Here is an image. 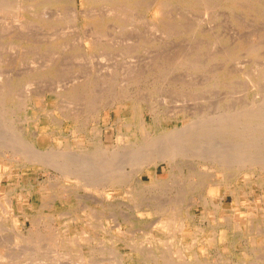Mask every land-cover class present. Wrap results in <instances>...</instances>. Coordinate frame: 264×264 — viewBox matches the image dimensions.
<instances>
[{"label": "rangeland", "instance_id": "374dc122", "mask_svg": "<svg viewBox=\"0 0 264 264\" xmlns=\"http://www.w3.org/2000/svg\"><path fill=\"white\" fill-rule=\"evenodd\" d=\"M166 1L21 0L25 4L30 3L28 4L30 12H25L27 17L22 12L18 14L16 10H0V123H5L4 126L1 125L0 132L7 130V133H2L3 135L12 132L7 137L17 132L30 146L44 151L57 152L59 150L75 153L76 150L78 153H87L88 157L95 160L91 159V161L96 162L98 157L91 148L100 132L104 138L103 149H107L103 156L109 154L113 157L119 153V158L123 159V156L125 158L127 154L138 151L137 146V149H141L142 145H148L146 142L148 140L144 138L145 133L134 122L136 105L143 108L146 134L149 133L152 140L155 139L157 143L169 138L178 130L184 131L188 125L193 126L191 124H194L195 126L200 121L207 123L221 117H233V114H236V117L238 115L240 118H237L243 121L241 116L246 111L255 106L264 107V0H245L246 2L244 0ZM14 2L16 0H11V3ZM87 44H90V47ZM40 64H43L42 67ZM158 78H160L159 81ZM126 79L130 81L127 82ZM257 80L259 82H256ZM123 84L128 87H124ZM107 85L108 88H106ZM112 85L119 88L113 89ZM70 87H77L78 90L69 91ZM8 88H11L13 92L7 94V97L2 96ZM33 92L36 93L33 94ZM138 95L141 96L138 97ZM108 99L111 103L113 102L112 105L106 103ZM90 100L94 102H92L94 105H90ZM66 101H68L67 104ZM100 101L107 105L103 106ZM96 103L101 106L97 105V109L96 107L91 109ZM78 105H81L80 109ZM63 112L66 113L65 117ZM78 112L81 115H78ZM71 115L74 116L71 117ZM252 121L251 125L249 123L248 125L253 127L255 131L253 135H249L241 123L242 125H238L236 129L239 135L232 133L234 130L228 131L229 133L220 130L206 133L191 143L187 142L188 139H184L185 148L187 147L188 150L186 149L187 152L184 151L177 156L178 166L165 162L160 163L157 177L150 167H146L138 180L134 174L130 173L132 171L130 168L134 167L133 158L124 165L125 163L120 164V159L114 156L119 160L113 157L114 163L118 162L113 164V167L122 168L112 173L97 172L96 182L94 181L96 188L94 186L91 188L93 191L83 187L86 183H83L82 179L76 177H73V180L72 178L71 180L65 179L53 166L35 162L19 164L18 161L10 160L7 158L10 154L5 151L2 154L1 151L5 147H1L0 161L3 160L2 163L6 164V167L0 168L1 185L4 184L3 190L0 189V202L2 203L0 205L2 207H0L2 216H0V264H264L263 170L258 169L257 166L252 169L249 167L242 169L245 163L240 164L238 169L229 168L221 172L212 162H207L206 165H209L205 167V162L199 157L198 151L208 152L216 145V150L223 152L224 150L229 151V146L232 147L233 144L244 147L253 144L244 151L239 149V155L244 156V153L248 154L250 151L249 154L253 157L255 155L254 158L259 156L258 159L262 160L264 157V143L262 144V141L264 142V119L256 118ZM11 123L14 125L12 126ZM179 125L183 128L182 130ZM117 135H120L119 139L116 138ZM214 140L218 141L215 143ZM219 141L220 144L223 142L224 146L218 144ZM132 150L134 152H130ZM78 153L75 154L78 155ZM236 159L238 160L239 157ZM75 160L72 159L73 165H77L78 160L76 163ZM238 162L241 161L233 163ZM179 165L184 166L183 173L178 170ZM190 167L192 174L189 172ZM122 171L126 175L122 186L113 189L108 184L106 185L104 179L107 176ZM236 172L239 174L234 175ZM213 173L218 174L216 177L219 181L215 185H212L214 180H211L210 175ZM85 178L92 181L91 175ZM73 183L75 185H72ZM177 183L180 185L178 186ZM164 187L171 188L165 189ZM66 190L73 192L74 201L68 200ZM94 190L95 192L101 191V197L97 195L99 191L96 194ZM102 191L106 194L110 192L108 202H105L107 196ZM207 191L216 196L215 198L221 199V209H214L210 198L204 196ZM91 194L102 202L93 198ZM91 201L96 204H92ZM103 202L106 204L101 206ZM87 203L90 206H87ZM224 213L229 215L230 221L224 218ZM235 214H242L238 217L241 220L252 221H249V225L243 222L240 229L233 230L230 223L231 218L236 216ZM166 218L168 219L166 225L162 224V220L165 222ZM175 221L177 225L174 226ZM166 239L169 240L166 241ZM176 250H178V255L175 254Z\"/></svg>", "mask_w": 264, "mask_h": 264}, {"label": "bare ground", "instance_id": "6f19581e", "mask_svg": "<svg viewBox=\"0 0 264 264\" xmlns=\"http://www.w3.org/2000/svg\"><path fill=\"white\" fill-rule=\"evenodd\" d=\"M30 1H32V0H30ZM92 1V0H91ZM115 1H118V0H115ZM122 1V0H121ZM163 1V0H162ZM168 1V0H167ZM166 1V2H167ZM178 1V0H177ZM183 1V0H182ZM185 1H187V0H185ZM193 1H195V0H193ZM222 1V0H221ZM231 1V0H230ZM238 1V0H237ZM242 1V0H241ZM245 1V0H244ZM29 2V1H28ZM38 2H40V1H38ZM110 2V1H109ZM128 3H129V1H127ZM223 2V1H222ZM233 2H235V1H233ZM246 2V1H245ZM262 2V1H261ZM191 3H194V2H191ZM190 3V4H191ZM202 3V1L200 2V4ZM221 3V2H220ZM239 3V2H238ZM238 3H236V4H238ZM28 4H30V3H27V4H25L24 2H21V0H16V2H14V3H11V0H0V10L1 11H10V10H16V11H18V14L19 13H23V15H25L26 17H27V15H26V13L25 12H27L29 9H28ZM32 4V3H31ZM159 4V3H158ZM183 4V3H182ZM186 4V3H185ZM199 4V3H198ZM229 4V3H228ZM228 4H225V5H228ZM242 4V3H241ZM251 4V3H250ZM218 5V4H217ZM231 5V4H230ZM253 5V4H252ZM256 5V4H255ZM56 6V5H55ZM185 6H187V5H185ZM224 6V5H223ZM188 7V6H187ZM189 7H191V6H189ZM226 7V6H225ZM229 7V6H228ZM237 7V6H236ZM159 8V7H158ZM192 8H194V7H192ZM230 8V7H229ZM245 8V7H244ZM250 8V7H249ZM33 11V10H32ZM79 11V10H78ZM28 12H30V11H28ZM165 13V12H164ZM87 14V13H86ZM85 14V15H86ZM155 14H156V12H155ZM154 14V15H155ZM21 15V14H20ZM157 16V15H156ZM87 17V16H86ZM44 17H42V19H43ZM89 18V17H88ZM37 20V19H36ZM43 20H45V19H43ZM38 21V20H37ZM41 21V20H40ZM45 22V21H44ZM96 37V36H95ZM89 38V37H88ZM90 39H92V37L90 38ZM87 41L89 40V39H86ZM93 41V40H92ZM89 43V42H88ZM55 44V43H54ZM102 44V43H101ZM88 46L90 45V44H87ZM93 45H94V43H93ZM90 47V46H89ZM95 47H96V45H95ZM93 48V47H92ZM255 48V47H254ZM257 49V48H256ZM251 50H252V48H251ZM253 52H254V50H252ZM251 51V52H252ZM252 52V53H253ZM257 53V52H256ZM231 55V54H230ZM237 55V54H236ZM253 55V54H252ZM164 58H166V56L164 57ZM56 59V58H55ZM173 59H174V57H173ZM172 59V60H173ZM94 61V60H93ZM92 61V62H93ZM168 61V60H167ZM48 63V62H47ZM49 64V63H48ZM164 64H165V62H164ZM41 65V64H40ZM43 65V64H42ZM42 65H41V67H42ZM45 65V64H44ZM51 65V64H50ZM169 65H171V64H169ZM173 66H174V64H173ZM172 66V67H173ZM44 67V66H43ZM169 67V66H168ZM34 68V67H33ZM32 68V69H33ZM51 68V67H50ZM174 68V67H173ZM38 69V68H37ZM56 71V70H55ZM44 73V72H43ZM31 74V73H30ZM32 75V74H31ZM34 75V74H33ZM249 75V74H248ZM46 76V75H45ZM50 76V75H49ZM246 76V75H245ZM257 76V75H256ZM148 77L150 78V75H148ZM154 78H156L155 76H153ZM129 78H131V76L129 77ZM146 78V77H145ZM144 78V79H145ZM159 79L160 78H158L157 80L159 81ZM132 80V79H131ZM139 80V79H138ZM137 80V81H138ZM165 81H168L167 79H164ZM250 80V79H249ZM126 81L127 82H129L130 80H128V79H126ZM162 81V80H161ZM114 82V81H113ZM139 82H141V81H139ZM145 82V81H144ZM154 82H155V80H154ZM256 82H259L258 80L256 81ZM115 83H116V81H115ZM138 83V82H137ZM143 83V82H142ZM141 83V84H142ZM185 83V82H184ZM48 84H50V83H48ZM52 84V83H51ZM112 84V83H111ZM121 84V83H120ZM130 84V83H129ZM139 84V83H138ZM140 84V85H141ZM152 84V83H151ZM166 84H167V82H166ZM169 84V83H168ZM256 84V83H255ZM15 85V84H14ZM53 85V84H52ZM116 85V84H115ZM123 85H125V84H123ZM137 85V84H136ZM143 85V84H142ZM253 85H254V81H253ZM49 86V85H48ZM47 86V88L49 89V87ZM114 85H112V87H113ZM119 86H121V85H119ZM127 85H125L124 87H126ZM131 86V85H130ZM129 86V87H130ZM135 86V85H134ZM149 86V85H148ZM259 86H260V83H259ZM63 87V86H62ZM110 87V86H109ZM118 87V86H117ZM116 86L115 87H113V89L114 88H117ZM128 87V86H127ZM138 87H139V85H138ZM137 87V89H139ZM172 87H173V85H172ZM52 88H54V87H52ZM106 88H108V85H107V87ZM119 88V87H118ZM141 89L143 88V87H140ZM51 89V88H50ZM65 89V88H64ZM133 89V88H132ZM131 89V90H132ZM156 89V88H155ZM58 90V89H57ZM69 91H71V90H74V91H77L78 90V88L77 87H70L69 89H68ZM105 90H109V89H105ZM260 90V89H259ZM55 91V90H54ZM65 91H67V90H65ZM113 91V90H112ZM129 91V90H128ZM128 91H126L127 93H128ZM136 92L138 91V90H135ZM10 92H13L12 91V89L11 88H8V91L6 92V93H2L3 95L2 96H8L7 94H9ZM116 92V91H115ZM114 92V93H115ZM133 93H134V91H132ZM152 92V91H151ZM258 92V91H257ZM34 93H36V92H33V94ZM37 93H38V91H37ZM67 93V92H66ZM120 93V92H119ZM256 93V92H255ZM255 93H253V94H255ZM104 93H102V95H103ZM105 94H107V93H105ZM112 95H113V92L111 93ZM121 94V93H120ZM119 94V95H120ZM123 94V93H122ZM135 94V93H134ZM66 95V94H65ZM108 95H110V93H108ZM115 95H117V94H115ZM136 95V94H135ZM134 95V96H135ZM260 95V94H259ZM15 96V95H14ZM98 96V95H97ZM97 96H95V97H97ZM131 96V95H130ZM137 96V95H136ZM141 96V95H140ZM139 95H138V97H140ZM143 96V95H142ZM261 96V95H260ZM44 97V96H43ZM105 97H107V96H105ZM110 97H112V96H110ZM114 97H116V96H114ZM119 97V96H118ZM121 97V96H120ZM123 97H124V94H123ZM137 97V98H138ZM264 97V96H263ZM14 98V97H13ZM21 98V97H20ZM31 98V97H30ZM36 98V97H35ZM64 98H66V97H64ZM101 98H103L104 99V97H101ZM122 98V97H121ZM127 98V97H126ZM142 98V97H141ZM141 98H139V99H141ZM0 99H1V97H0ZM22 99V98H21ZM60 99V98H59ZM102 99V100H103ZM110 99V98H109ZM107 100V101H109V102H107L106 101V103H111L110 102V100L111 101H114V100H112V98L110 99V100ZM119 99V98H118ZM142 99H144L145 100V98H142ZM40 100V99H39ZM53 100V99H52ZM93 100V99H92ZM255 100V99H254ZM259 100V99H258ZM31 101V100H30ZM35 101H36V99H35ZM41 101V100H40ZM91 101V100H90ZM119 101V100H118ZM143 101V100H142ZM4 102H5V100H4ZM55 102V101H54ZM93 101H91V104L90 105H92L93 103H92ZM101 102V101H100ZM123 102V101H122ZM249 102V101H248ZM254 102V101H253ZM47 103V102H46ZM50 103V102H49ZM68 103V101H66V104ZM101 103H103V102H101ZM106 103H103V106H106L107 104ZM113 103V102H112ZM112 103L110 104V105H112ZM121 103V102H120ZM135 103V102H134ZM257 103V102H256ZM1 104V103H0ZM106 104V105H105ZM241 104V103H240ZM250 104V103H249ZM260 104H262V103H260ZM260 104H257V105H260ZM63 105H64V103H63ZM75 105V104H74ZM83 106H84V104H82ZM86 105V104H85ZM89 105V106H90ZM94 105V104H93ZM97 105H100V104H97L96 103V105L94 106V107H92L91 109H93V108H95L96 107V109H97ZM114 105V104H113ZM127 105V104H126ZM242 105V104H241ZM240 105V106H241ZM6 106V105H5ZM49 106V105H48ZM65 106H68V105H65ZM64 106V107H65ZM71 106V105H70ZM69 106V107H70ZM73 106V105H72ZM71 106V107H72ZM77 106V105H76ZM79 106V109H80V106L81 105H78ZM101 106V105H100ZM137 106V108H135V110H136V112H135V114H136V119H135V123L142 129V131L145 133V140L147 139L148 141H146L147 143H148V145L147 146H143L142 145V148H141V146H140V148L141 149H137L138 148V146H137V148H136V150H138V151H136V152H134V150H132V151H130V152H134L133 154H127V157H125L124 158V156H123V159H120L119 158V153H118V155L117 154H115V152H114V150H113V152H114V154L115 155H113V157L114 156H117L116 158L119 160V163L120 164H124V165H126V163L128 164V161L130 160L131 161V158H133V168H130L132 171L130 172V173H132V174H134V176H136L137 178L139 177V175L141 174V172L143 171V169L144 168H146V167H150V169H152V172L156 175V177H157V174L159 173L158 172V168H159V165H160V163H162V162H165V163H167V164H170V165H177L178 166V162H177V160H176V158H177V156H179L180 154H182L184 151H186V149H187V147L185 148V145H184V141L185 140H187V142H189L190 141V143L191 142H194L195 140H197V139H200V137H203V135L204 134H206V133H209V132H214V131H220V130H222V131H231V130H234V132H232V133H234L235 135H239V132L236 130V129H238L237 127H238V125H244L245 126V128L244 129H246V132L249 134V135H253L252 133L253 132H255V131H253V127L252 126H249L248 125V123L250 124V123H252L253 121V119H256V118H261V119H264V107H262V108H257L256 106H255V108H253V109H249L248 111H246V113H244V115H242L241 117L243 118V121H240V117L237 115V117H239V118H237L236 117V114H233V117L231 116V117H228V116H226V117H221V118H219V119H216V120H214V121H210V122H207V123H205L204 121L202 122V121H200V122H198L197 124L198 125H195L194 126V124H191V125H193V126H189L188 124V126H187V129L185 128V130L184 131H179L178 130V132L176 133H172V135L169 137V138H165V140L164 141H160L159 143H157V142H155L154 140H152L153 138H151V136H149V133L148 134H146L147 133V128H146V126H145V122H144V120H143V113H144V111H143V108H141L140 106H138V105H136ZM146 106V105H145ZM247 106H250V105H247ZM247 106H246V108H247ZM261 106V105H260ZM10 107H11V105H10ZM21 107V106H20ZM43 107V106H42ZM60 107V106H59ZM64 107H62V108H64ZM74 107V106H73ZM88 107V106H87ZM91 107V106H90ZM90 107H88L89 109H90ZM125 107V106H124ZM150 107H152V106H150ZM22 108V107H21ZM40 108V107H39ZM103 108V107H102ZM153 108V107H152ZM2 109V108H1ZM35 109V108H34ZM45 109V108H44ZM60 109V108H59ZM68 109V108H67ZM75 109L76 110H78L77 109V107H75ZM121 109V108H120ZM129 109V108H128ZM154 109V108H153ZM157 109V108H156ZM238 109V108H237ZM3 110V109H2ZM37 110V109H36ZM71 110H73V109H71ZM76 110H74V111H76ZM83 110V109H82ZM4 111V110H3ZM55 111V110H54ZM61 111V110H60ZM70 111V110H69ZM85 111V110H84ZM86 111H89V110H87L86 109ZM85 111V112H86ZM148 111V110H147ZM150 111V110H149ZM225 111V110H224ZM232 111H233V108H232ZM231 111V112H232ZM236 111V110H235ZM240 111V110H239ZM239 111H237V112H239ZM43 112H45V111H43ZM58 112V111H57ZM80 112H81V110H80ZM80 112H78L77 114L79 115H81V113ZM89 112H91V111H89ZM93 112H96V110H93ZM99 112V111H98ZM154 112H155V110H154ZM226 112V111H225ZM245 112V111H244ZM64 113V112H63ZM76 112H74V114H75ZM84 113V112H83ZM87 113V112H86ZM85 113V114H86ZM92 113V112H91ZM112 113V112H111ZM129 113V112H128ZM150 114H151V112H149ZM226 113H228V112H226ZM235 113V112H234ZM65 114L66 113H64V117H65ZM94 114V113H93ZM241 114V113H240ZM69 115H70V113H69ZM69 115H67V116H69ZM87 115V114H86ZM158 115V114H157ZM220 115V114H219ZM227 115V114H226ZM229 115V114H228ZM235 115V116H234ZM74 116V115H73ZM72 115H71V117H73ZM85 116V115H84ZM80 117V116H79ZM83 117V116H82ZM92 117H93V115H92ZM91 117V118H92ZM121 117V116H120ZM186 117V116H185ZM219 117V116H218ZM84 118V117H83ZM156 118H157V116H156ZM201 118V117H200ZM34 119V118H33ZM80 119H81V117H80ZM95 119V118H94ZM93 119V120H94ZM164 119V118H163ZM175 119V118H174ZM182 119H183V117H182ZM9 120V119H8ZM204 120H205V117H204ZM11 121V120H10ZM84 121V120H83ZM86 121V120H85ZM94 121H96V120H94ZM124 121V120H123ZM189 121V120H188ZM198 121V120H197ZM3 122V121H2ZM91 122V121H90ZM180 122V121H179ZM184 122V121H183ZM7 123V122H6ZM84 123V122H83ZM187 123V122H186ZM242 123V124H241ZM264 123V122H263ZM5 124V123H4ZM4 124H1L0 123V127H1V125H3L4 126ZM10 124V123H9ZM82 124V123H81ZM90 124V123H89ZM118 124V123H117ZM120 124V123H119ZM122 124V123H121ZM131 124V123H130ZM147 124V123H146ZM164 124V123H163ZM255 124H257V123H255ZM6 125H8V124H6ZM11 125H12V123H11ZM14 125V124H13ZM12 125V126H13ZM75 125H76V123H75ZM84 125V124H83ZM86 125V124H85ZM93 125V124H92ZM125 125V124H124ZM162 125V124H161ZM251 125V124H250ZM261 125V124H260ZM10 126V125H9ZM12 126H10L11 128H12ZM52 126V125H51ZM79 126V125H78ZM165 126V125H164ZM170 126V125H169ZM180 126V125H179ZM178 126V127H179ZM243 126V127H244ZM7 127V126H6ZM9 127V128H10ZM35 127V126H34ZM118 127V126H117ZM242 127V126H241ZM242 127V128H243ZM8 128V127H7ZM14 128H16L15 126H14ZM65 128V127H64ZM88 128V127H87ZM86 128V129H87ZM93 128V127H92ZM181 130L183 129V128H181V126L179 127ZM6 128L4 127V130H5ZM79 129V128H78ZM91 129V128H90ZM89 129V130H90ZM115 129V128H114ZM176 129V128H175ZM178 129V128H177ZM15 131L17 130V129H14ZM19 130V129H18ZM48 130V129H47ZM92 130H94V129H92ZM0 131H1V129H0ZM7 130H5L4 132H6ZM10 131V130H9ZM13 131V130H12ZM139 131V130H138ZM171 131V130H170ZM173 131H175V130H173ZM177 131V130H176ZM4 132H2V133H4ZM14 132V131H13ZM36 132V131H35ZM142 132V133H143ZM169 132V131H168ZM1 132H0V148L1 147H5L1 152H2V154L4 153L3 151H5V152H8L10 155L9 156H7L6 154V156H7V158L8 159H10V160H14V161H18L19 162V164H21L22 162H35V163H38V164H43V165H48V166H53V167H55L56 168V170L62 175V176H64L65 177V179H70V178H72V180H73V177H76L77 179H82V181H83V183H86V185H84L83 187L85 188V187H87V188H89L88 190H92L91 188L94 186V184H95V182H96V178H95V176H96V174H98L99 173V171H101V172H104V173H112V172H115V171H119L121 168H116L115 166L113 167V164H117L118 162L117 161H115V162H117V163H114V159H113V157H111V156H109V154L106 152V155L107 156H103V154L105 153V150L107 151V149H103L104 147H103V142H104V138H103V136H101V132H100V134H99V137L93 142V148H91V150H92V152L94 153V154H96V157H98V158H96V162H92L94 159L93 158H90V157H88L87 156V153H78V152H76V150H75V153H78V155H76L74 152H71V151H62V152H60L59 150V152L57 151V152H52V151H54V150H52V151H50V150H40V149H37L35 146H30L27 142H25V140L20 136V135H18V133L17 132H15L14 134L15 135H11V136H9V137H7V135L10 133H8L7 135H3ZM7 133V132H6ZM5 133V134H6ZM12 133V132H11ZM10 133V134H11ZM16 133H17V135H16ZM23 133V132H22ZM139 133H141V132H139ZM152 133V132H151ZM167 133V132H166ZM165 133V134H166ZM221 133V132H220ZM229 133V132H228ZM231 133V132H230ZM241 133V132H240ZM1 134H2V136H1ZM21 134V133H20ZM39 134V133H38ZM73 134V133H72ZM118 134V133H117ZM165 134H163V135H165ZM43 135V134H42ZM123 135V134H122ZM213 135V134H212ZM50 136V135H49ZM60 136V135H59ZM118 137H116V138H120V135H117ZM186 136V137H185ZM207 136H209V135H207ZM207 136H204V137H207ZM68 137V136H67ZM142 137H143V135H142ZM185 137V138H184ZM198 137V138H197ZM210 137H211V135H210ZM121 138H122V136H121ZM162 138H164V137H162ZM213 138V137H212ZM214 138H217V137H214ZM263 138V137H262ZM51 139V138H50ZM74 139V138H73ZM185 139V140H184ZM218 139V138H217ZM221 138H219V140H220ZM223 139V138H222ZM244 139H247V138H244ZM260 139H261V137H260ZM48 140V139H47ZM46 140V141H47ZM66 140V139H65ZM117 140V139H116ZM157 141H158V139H156ZM161 140V139H160ZM240 140V139H239ZM263 140H264V138H263ZM206 141V140H205ZM204 141V142H205ZM211 141V140H210ZM215 141V140H214ZM216 141H218V140H216ZM216 141H215V143H216ZM221 141V140H220ZM220 141L218 142V144H220ZM52 142V141H51ZM202 142V141H201ZM200 142V143H201ZM237 142V141H236ZM255 142V141H254ZM258 142H260V141H258ZM211 143V142H210ZM214 143V144H215ZM223 142H221V144H222ZM228 143V142H227ZM230 143V142H229ZM240 143H241V141H240ZM248 143V142H247ZM251 143V142H250ZM264 142L262 141V144H263ZM32 144V143H31ZM52 144V143H51ZM61 144V143H60ZM75 144H77V143H75ZM134 144H136V143H134ZM146 144V143H145ZM208 144V143H207ZM220 144V145H221ZM225 144V143H224ZM232 144H233V142H232ZM232 144H230V145H232ZM257 144V143H256ZM115 145H117V144H115ZM125 145V144H124ZM197 146H198V144H196ZM233 145H235V144H233ZM232 145V147L231 146H229L230 147V149H229V151H226V150H224L223 152L221 151V150H216V145H215V147L213 146V148H212V150L210 149L208 152H201L200 150H198L199 151V157L202 159V160H204V164L206 165L207 164V162H212V163H214L215 165H216V167H217V169H218V171H224V170H228L229 168H232V169H238L239 167H240V164L241 165H244L245 163V166L244 167H242V169H244L245 167L246 168H250V169H252L253 167H255V166H257L258 167V169H260V170H263V172H264V157H263V159L261 160V158L260 159H258L259 158V156H257V158H254L255 157V155H254V157H253V155L252 154H249V152L250 151H248V154H246V153H244V156H242V155H239V149H241V150H243L244 151V149H246V148H249V147H252V145L253 144H248L247 146L245 145V147L244 146H239V145H235V146H233ZM242 145V144H241ZM244 145V144H243ZM260 145V144H259ZM56 146H58V145H56ZM86 146V145H85ZM119 146V145H118ZM222 146H224L223 144H222ZM226 146V145H225ZM261 146H263V145H261ZM49 147H50V145H49ZM53 147V146H52ZM113 147H115V146H113ZM113 147H111L112 149H113ZM124 147V146H123ZM199 147V146H198ZM201 147V146H200ZM204 147H206V146H204ZM227 148H229L228 146H226ZM225 147V148H226ZM134 148V147H133ZM188 148H190V147H188ZM201 148H203V147H201ZM211 148V147H210ZM222 147H220V149H221ZM49 149V148H48ZM51 149V148H50ZM72 149V148H71ZM118 149V148H117ZM129 149H131L130 147H129ZM205 149V148H204ZM208 149H209V147H208ZM56 150V149H55ZM63 150V149H62ZM69 150V149H68ZM87 150V149H86ZM127 150H128V148H127ZM126 149H125V153H126V151H127ZM188 150V149H187ZM195 150V149H194ZM250 150V149H249ZM110 150H108V152H109ZM119 151V150H118ZM129 151V150H128ZM219 151H221V152H219ZM91 152V153H92ZM112 152V151H111ZM112 152V153H113ZM121 152H124V151H121ZM187 152V151H186ZM74 153V154H73ZM112 153H111V155H112ZM264 153V152H263ZM124 154V153H123ZM246 154V155H245ZM93 155V154H92ZM105 155V154H104ZM190 155V154H189ZM192 155V157H193V154H191ZM198 155V154H197ZM197 155H195V156H197ZM109 156V157H108ZM120 156H122V154L120 153ZM186 156H188L187 155V153H186ZM237 157H239V159L237 160L236 158ZM76 159V160H78V162L75 160V163L77 164V165H73L74 163L72 162V159ZM115 158V157H114ZM115 158V159H116ZM91 159H93L92 161H91ZM99 160V161H98ZM241 161V162H238V163H233V162H235V161ZM3 161V160H2ZM2 161H0V168L1 169H3L4 168V166L6 167V164H4V163H2ZM95 161V160H94ZM98 161V162H97ZM187 161V160H186ZM8 162V161H7ZM201 162V161H200ZM130 164V165H131ZM17 165V164H16ZM119 165V164H118ZM129 165V166H130ZM200 165V164H199ZM209 165V164H208ZM208 165H206L205 167H207ZM8 166V165H7ZM38 166V165H37ZM190 166V165H189ZM28 167V166H27ZM52 167V168H53ZM124 167V166H123ZM132 167V166H131ZM167 167V166H166ZM169 167V166H168ZM167 167V168H168ZM173 167V166H172ZM184 166H181V165H179V171H180V173H183L184 172V168H183ZM199 167V166H198ZM203 167V166H202ZM213 167V166H212ZM25 168V167H24ZM41 168V167H40ZM201 168V167H200ZM200 168H199V170H200ZM209 168H210V166H209ZM125 169V168H124ZM37 170V169H36ZM51 170V169H50ZM206 170V169H205ZM35 171V170H34ZM40 171V170H39ZM44 171V170H43ZM126 171H128V170H126ZM14 172V171H13ZM98 172V173H97ZM190 174H192V169H191V167H190ZM188 172V173H189ZM211 172V171H210ZM239 172V171H238ZM238 172H236V173H234V175H238L239 173ZM250 172V171H249ZM251 172H253V171H251ZM262 172V171H261ZM3 173V172H2ZM37 173V172H36ZM44 173V172H43ZM168 173V172H167ZM218 173V172H217ZM217 173H213V174H210L211 176H212V178H211V180H214V181H212V185H215V184H217L218 183V179H217V177L216 176H218V174ZM225 173V172H224ZM14 174V173H13ZM12 174V175H13ZM127 174L129 175V172H127ZM207 174V173H206ZM205 174V175H206ZM247 174V173H246ZM257 174H260V173H257ZM261 174H263V173H261ZM7 175H9V174H7ZM89 175H91V180L92 181H90L89 179L88 180H86V178L85 177H88ZM177 175V174H176ZM252 175V174H251ZM15 176V175H14ZM125 174L123 173V171L122 172H119L118 174H115V175H112V176H107L105 179H104V181H106V185L108 184L110 187H112L113 189L114 188H117V187H120V186H122L123 185V181H124V178H125ZM142 176V175H141ZM229 176H230V174H229ZM1 177V176H0ZM56 177V176H55ZM155 177V178H156ZM215 177V178H214ZM250 177V176H249ZM256 177V176H255ZM38 178V177H37ZM40 178V177H39ZM75 178V179H76ZM162 178V177H161ZM204 178V177H203ZM209 178V177H208ZM140 178H138V180H139ZM174 179H175V177H174ZM189 178H187V180H188ZM243 179V178H242ZM23 180V179H22ZM71 180V179H70ZM97 180H99L98 178H97ZM200 180V179H199ZM238 180V179H237ZM8 181V180H7ZM30 181V180H29ZM95 181V182H94ZM180 181V180H179ZM179 181H178V183H179ZM182 181H183V179H182ZM189 181V180H188ZM262 181H263V179H262ZM47 182V181H46ZM49 182V181H48ZM53 182H54V180H53ZM185 182V181H184ZM197 182V181H196ZM261 182V181H260ZM1 180H0V189L3 187V185H1ZM38 183V182H37ZM56 183H57V180H56ZM105 183V182H104ZM103 183V184H104ZM130 183V182H129ZM168 183V182H167ZM166 183V184H167ZM178 183H177V185H178ZM197 183H199V181L197 182ZM202 183V182H201ZM224 183V182H223ZM96 184H98V183H96ZM181 184H183V183H181ZM193 184V183H192ZM226 184V183H225ZM72 185H75V183H73ZM101 185H102V183H101ZM130 185V184H129ZM144 185V184H143ZM168 185H169V183H168ZM180 185V184H179ZM178 185V186H179ZM62 186V185H61ZM103 186H105V185H103ZM128 186V185H127ZM134 186V185H133ZM245 186V185H244ZM41 187V186H40ZM46 187V186H45ZM95 187V186H94ZM126 187V186H125ZM128 187H130V186H128ZM127 187V188H128ZM182 187H183V185H182ZM182 187H180V189L182 188ZM184 187H186V185L184 186ZM4 188V187H3ZM3 188H2V190H3ZM62 188V187H61ZM96 188V187H95ZM100 188V187H99ZM108 188V187H107ZM132 188V187H131ZM148 188H149V186H148ZM165 188V187H164ZM171 188V187H170ZM169 187L168 188H165V189H170ZM173 188H175V186L173 187ZM178 188V187H177ZM253 188V187H252ZM8 189V188H7ZM6 189V190H7ZM52 189H53V187H52ZM67 189V188H66ZM86 189V188H85ZM94 189V188H93ZM98 189V188H97ZM103 189H104V187H103ZM185 189V188H184ZM184 189H182V191L184 190ZM205 189V188H204ZM19 190V189H18ZM42 190V189H41ZM100 190V189H99ZM98 190V191H99ZM105 190L107 191L108 189H106L105 188ZM163 190V189H162ZM175 190V189H174ZM177 190V189H176ZM175 190V191H176ZM192 190V189H191ZM208 190V189H207ZM40 191V190H39ZM66 191H68V190H66ZM93 191V190H92ZM98 191H96L95 192V190H94V192L97 194V192ZM109 191H110V189H109ZM113 191H115V190H113ZM113 191H111V192H113ZM165 191H167V190H165ZM171 191H173L172 189H171ZM174 191V192H175ZM178 191V190H177ZM185 191V190H184ZM55 192V191H54ZM91 192V191H90ZM100 192L101 191H99V194H97V195H100ZM108 192V191H107ZM129 192H130V190H129ZM162 192V191H161ZM168 192V191H167ZM166 192V193H167ZM189 192V191H188ZM187 192V193H188ZM249 192V191H248ZM252 192V191H251ZM5 193V192H4ZM94 193V194H95ZM102 193H104L105 194V196H107V197H105V198H107L106 199V201L105 202H108L109 200H108V197H109V199H110V192L109 193H105L104 191H102ZM128 193V192H127ZM131 193V192H130ZM241 193V192H240ZM24 194V193H23ZM27 194V193H26ZM38 194V193H37ZM67 194V193H66ZM95 194V195H96ZM165 194V193H164ZM168 194V193H167ZM166 194V195H167ZM247 194V193H246ZM1 195V194H0ZM2 195H3V193H2ZM57 195V194H56ZM92 195V197L93 198H95L94 196H93V194H91ZM103 195V194H102ZM21 196V195H20ZM29 196V195H28ZM68 196H69V201H72L73 199H72V197H75L74 195H73V192L71 193L70 191H68ZM90 196V195H89ZM124 196V195H123ZM174 196V195H173ZM204 196L205 197H208V198H210V200L212 201H210L213 205H214V209H221L222 208V204H221V199H219V197L218 198H215L216 196H214L213 194H209L208 193V191L206 192V193H204ZM223 196V195H222ZM221 196V197H222ZM246 196V195H245ZM91 197V196H90ZM90 197H89V199H90ZM92 197H91V199H92ZM96 197H98V196H96ZM100 197H101V195H100ZM104 197V196H103ZM103 197H102V199H103ZM112 197V196H111ZM113 197H114V195H113ZM181 197V196H180ZM179 197V198H180ZM192 197V196H191ZM247 197V196H246ZM6 198V197H5ZM9 198V197H8ZM7 198V199H8ZM36 198V197H35ZM104 198V199H105ZM142 198V197H141ZM233 198V197H232ZM10 199V198H9ZM59 199H60V197H59ZM90 199V200H91ZM95 199H97L99 202H100V199L99 198H95ZM171 199H172V197H171ZM170 199V200H171ZM181 199L183 200V198L181 197ZM216 199V200H215ZM251 199V198H250ZM40 200V199H39ZM66 200V199H65ZM93 201H95L94 199H92ZM176 200V199H175ZM246 200H248V198L246 199ZM2 201V200H1ZM4 201H6V200H4ZM74 201V200H73ZM97 201V202H98ZM138 201H140V199L138 200ZM137 201V202H138ZM154 201V200H153ZM178 201V200H177ZM192 201H194L195 202V200H192ZM21 202H23V201H21ZM30 202V201H29ZM76 202H78L77 200H76ZM96 202V201H95ZM95 202H93V203H95ZM102 202V201H101ZM100 202V203H101ZM180 202V201H179ZM182 202V201H181ZM193 202V203H194ZM249 202V201H248ZM90 203V202H89ZM91 203H92V201H91ZM90 203V204H91ZM92 203V204H93ZM134 203V202H133ZM139 203V202H138ZM146 203V202H145ZM171 203H173V202H171ZM189 203V202H188ZM217 203V204H216ZM236 203V202H235ZM2 203L0 202V205H1ZM9 204V203H8ZM7 204V206H9ZM28 204V203H27ZM30 204H32V203H30ZM74 204H76V203H74ZM90 204H88L87 203V206H90ZM96 204V203H95ZM103 204H106V203H102V204H100L101 206H104ZM135 204H137V203H135ZM134 204V205H135ZM140 204H141V202H140ZM212 204H211V206H212ZM35 205V204H34ZM52 205V204H51ZM109 205V204H108ZM154 205V204H153ZM163 205V204H162ZM261 205V204H260ZM57 206V205H56ZM86 205H84V207H87ZM137 206H138V204H137ZM165 206V205H164ZM169 206V205H168ZM173 206V205H172ZM184 206V205H183ZM243 206V205H242ZM245 206V205H244ZM249 206V205H248ZM247 206V207H248ZM1 207V206H0ZM54 207V206H53ZM59 207V206H58ZM77 207V206H76ZM154 207V206H153ZM152 207V208H153ZM158 207H159V205H158ZM167 207V206H166ZM171 207V206H170ZM177 207H180V206H177ZM252 207V206H251ZM260 207V206H259ZM2 208V207H1ZM23 208V207H22ZM35 208V207H34ZM48 208H50V206L48 207ZM73 208H74V206H73ZM80 208V207H79ZM78 208V209H79ZM12 209V208H11ZM19 209H21V208H19ZM18 209V210H19ZM85 209V208H84ZM164 209V208H163ZM173 209H175V207L173 208ZM178 209V208H177ZM203 209V208H202ZM225 209V208H224ZM232 209V208H231ZM10 210V209H9ZM55 210V209H54ZM66 210V209H65ZM146 210V209H145ZM155 210V209H154ZM160 210V209H159ZM158 210V211H159ZM197 210V209H196ZM5 211V210H4ZM67 211V210H66ZM185 211V210H184ZM252 211V210H251ZM259 211V210H258ZM90 212H91V209H90ZM151 212V211H150ZM167 212V211H166ZM175 212H177V211H175ZM209 212H210V210H209ZM240 212V211H239ZM248 212V211H247ZM250 212V211H249ZM3 213V212H2ZM21 213H23V212H21ZM48 213H51V212H48ZM58 213V212H57ZM199 213V212H198ZM212 212H210V214H211ZM235 213H237V212H235ZM4 214V213H3ZM52 214V213H51ZM56 214V213H55ZM68 213L66 212V215H67ZM74 214V213H73ZM185 214V213H184ZM188 214V213H187ZM251 214V213H250ZM256 214V213H255ZM262 214H264V212H262ZM54 215V214H53ZM75 215V214H74ZM87 215V214H86ZM89 215H90V213H89ZM232 215V214H231ZM236 215V214H235ZM242 215V214H241ZM241 215H236V216H234V218H231V228L233 229V230H236V229H240V227L242 226V224H243V222H245L246 224H248L249 225V221H252V220H248V219H239L238 217L239 216H241ZM247 215V214H246ZM1 216V215H0ZM45 216V215H44ZM59 216H60V214H59ZM81 216H83V215H81ZM175 216V215H174ZM186 216V215H185ZM194 216V215H193ZM212 216V215H211ZM222 216V215H221ZM252 216V215H251ZM2 217V216H1ZM75 216H73V218H74ZM87 217V216H86ZM91 217V216H90ZM166 217V216H165ZM181 217H182V215H181ZM39 218V217H38ZM51 218V217H50ZM49 218V219H50ZM69 218V217H68ZM161 218V217H160ZM169 218V217H168ZM200 218V217H199ZM198 218V219H199ZM205 218V217H204ZM224 218L227 220V221H230V219H229V215L228 214H226V213H224ZM223 218V219H224ZM246 218V217H245ZM259 218V217H258ZM3 219V218H2ZM17 219V218H16ZM91 219V218H90ZM158 219H159V215H158ZM167 219V218H166ZM170 219V218H169ZM180 219V218H179ZM185 219H187V218H185ZM46 220H47V218H46ZM65 220V219H64ZM157 220V219H156ZM172 220V219H171ZM170 220V221H171ZM178 220V219H177ZM213 221H214V219H212ZM217 220V219H216ZM1 221V220H0ZM3 221V220H2ZM42 221V220H41ZM164 220H162V224L163 223H165V225H166V221H168V219L167 220H165V222H163ZM180 221V220H179ZM183 221V220H182ZM189 221V220H188ZM194 221H196V219L194 220ZM20 222V221H19ZM24 222V221H23ZM64 222V221H63ZM63 222H62V224H63ZM80 222V221H79ZM86 222V221H85ZM158 221H156V223H157ZM262 222V221H261ZM260 222V223H261ZM36 223V222H35ZM38 223H39V221H38ZM37 223V224H38ZM51 223V222H50ZM156 223H154V225L156 224ZM160 223V224H161ZM180 223V222H179ZM184 223V222H183ZM183 223H180V224H183ZM252 223V222H251ZM263 223V222H262ZM8 224V223H7ZM17 224V223H16ZM82 224V223H81ZM93 224V223H92ZM161 224V225H162ZM173 224V223H172ZM175 224H176V221H175V223L173 224L174 226H175ZM180 224H178V225H180ZM186 224V223H185ZM198 224V223H197ZM253 224V223H252ZM251 224V225H252ZM255 224V223H254ZM253 224V225H254ZM41 225V224H40ZM53 225V224H52ZM91 225V224H90ZM153 225V226H154ZM177 225V224H176ZM10 226H11V224H10ZM36 226V225H35ZM54 226V225H53ZM86 226V225H85ZM152 226V225H151ZM163 226V225H162ZM182 226V225H181ZM184 226V225H183ZM226 226V225H225ZM44 227V226H43ZM56 227H57V225H56ZM84 227V226H83ZM170 227V226H169ZM172 227V226H171ZM263 227H264V225H263ZM23 228V227H22ZM41 228V227H40ZM45 228V227H44ZM50 228H52V227H50ZM65 228V227H64ZM79 228V227H78ZM166 228V227H165ZM164 228V229H165ZM174 229H175V227H173ZM201 228V227H200ZM210 228V227H209ZM212 228V227H211ZM228 228V227H227ZM248 228V227H247ZM246 228V229H247ZM1 229V228H0ZM35 229V228H34ZM54 229V228H53ZM84 229H86V228H84ZM153 229V228H152ZM169 229V228H168ZM167 229V230H168ZM179 229H180V226H179ZM207 229V228H206ZM213 229V228H212ZM221 229V228H220ZM224 229V228H223ZM38 230V229H37ZM58 230V229H57ZM62 230H63V228H62ZM82 230V229H81ZM147 230V229H146ZM170 230V229H169ZM168 230V231H169ZM201 230H203V229H201ZM222 230V229H221ZM261 230V229H260ZM34 231V230H33ZM32 231V232H33ZM54 231V230H53ZM66 231V230H65ZM92 231V230H91ZM163 231V230H162ZM176 231V230H175ZM206 231V230H205ZM208 231V230H207ZM223 231V230H222ZM250 231V229L248 230V232ZM262 231V230H261ZM39 232V231H38ZM47 232V231H46ZM84 232V231H83ZM83 232H82V235H83ZM137 232V231H136ZM146 232V231H145ZM178 232H180V230L178 231ZM209 232V231H208ZM210 232H211V230H210ZM225 232V231H224ZM30 233H31V231H30ZM29 233V234H30ZM56 233V232H55ZM64 233V232H63ZM81 233V232H80ZM122 233H123V231H122ZM138 233V232H137ZM162 233V232H161ZM194 233V232H193ZM207 233V232H206ZM246 233V232H245ZM52 234V233H51ZM60 234H61V232H60ZM70 234V233H69ZM79 234V233H78ZM84 234H86V233H84ZM147 234V233H146ZM201 234V233H200ZM225 234V233H224ZM39 235V234H38ZM57 235V234H56ZM55 235V236H56ZM151 235V234H150ZM149 235V236H150ZM162 235V234H161ZM208 235V234H207ZM213 235H214V233H213ZM223 235V234H222ZM259 235H261L260 233H259ZM264 235V234H263ZM27 236V235H26ZM64 236V235H63ZM66 236V235H65ZM74 236V235H73ZM130 236V235H129ZM160 236V235H159ZM209 236V235H208ZM224 236V235H223ZM59 237V236H58ZM74 237H76V236H74ZM166 236H164V238H165ZM176 237V236H175ZM210 237V236H209ZM53 238H55L54 236H53ZM65 238V237H64ZM69 238V237H68ZM80 238V237H79ZM78 238V239H79ZM120 238V237H119ZM136 238V237H135ZM134 238V239H135ZM148 238V237H147ZM153 238V237H152ZM208 238V237H207ZM206 238V239H207ZM212 238V237H211ZM77 239V238H76ZM108 239V238H107ZM163 239V238H162ZM170 239L172 240V237H170ZM195 239V238H194ZM194 239L192 240V241H194ZM227 239V238H226ZM18 240H19V238H18ZM38 240V239H37ZM169 239H166V241H168ZM188 240V239H187ZM205 240V239H204ZM248 240V239H247ZM260 240V239H259ZM51 241V240H50ZM57 241V240H56ZM65 241V240H64ZM69 241V240H68ZM76 241V240H75ZM131 241V240H130ZM134 241V240H133ZM138 241V240H137ZM164 241V240H163ZM199 241V240H198ZM225 241V240H224ZM261 241V240H260ZM78 242V241H77ZM109 242V241H108ZM112 242V241H111ZM124 242H126V241H124ZM159 242V241H158ZM165 242V241H164ZM170 243H171V241H169ZM186 242V241H185ZM201 242V241H200ZM205 242V241H204ZM206 242H208V240L206 241ZM226 242V241H225ZM48 243H49V241H48ZM110 243V242H109ZM133 243H135V242H133ZM137 243H139V241L137 242ZM148 243V242H147ZM163 243V242H162ZM161 243V244H162ZM191 243V242H190ZM189 243V244H190ZM194 243V242H193ZM192 243V244H193ZM227 243V242H226ZM35 244H37V243H35ZM67 244H70V243H67ZM108 244V243H107ZM132 244V243H131ZM130 244V245H131ZM142 244V243H141ZM146 244V243H145ZM186 244V243H185ZM198 244H199V242H198ZM207 244V243H206ZM56 245V244H55ZM148 245H150V244H148ZM159 245V244H158ZM164 245H166L165 243H164ZM168 245V244H167ZM183 245V244H182ZM191 245V244H190ZM223 245V244H222ZM235 245H237V244H235ZM40 246V245H39ZM133 246V245H132ZM143 246V245H142ZM169 246V245H168ZM204 246V245H203ZM138 247V246H137ZM145 247V246H144ZM147 247H149V246H147ZM194 247V246H193ZM150 248V247H149ZM170 248V247H169ZM175 248H177V247H175ZM179 248V247H178ZM195 248V247H194ZM244 248V247H243ZM252 248V247H251ZM258 248V247H257ZM260 248V247H259ZM37 249V248H36ZM84 249V248H83ZM123 249V248H122ZM168 249V248H167ZM221 249V248H220ZM39 250H41V249H39ZM88 250V249H87ZM162 250V249H161ZM168 250H170V249H168ZM191 250H193V249H191ZM195 250V249H194ZM263 250V249H262ZM86 251V250H85ZM124 251V250H123ZM122 251V252H123ZM131 251V250H130ZM151 251V250H150ZM150 251H149V253H150ZM178 250H176L175 252H177ZM201 251H202V249H201ZM127 252V251H126ZM125 252V253H126ZM152 252V251H151ZM161 252V251H160ZM241 252V251H240ZM260 252H261V250H260ZM263 252V251H262ZM36 254H37V252H35ZM41 253H43V251H41ZM40 253V254H41ZM76 253H78V252H76ZM131 253V252H130ZM157 253V252H156ZM162 253V252H161ZM160 253V254H161ZM182 253V252H181ZM203 253V252H202ZM201 253V254H202ZM257 253H258V250H257ZM40 254H38V255H40ZM80 254V253H79ZM164 254H165V252H164ZM172 254H173V252H172ZM175 254H177L178 255V252L177 253H175ZM174 254V256H176ZM195 254V253H194ZM42 255V254H41ZM84 255V254H83ZM196 255V254H195ZM203 255V254H202ZM225 255H227V254H225ZM86 256V255H85ZM131 256H132V254H131ZM159 256V255H158ZM157 256V257H158ZM191 256V255H190ZM194 256V255H193ZM201 256V255H200ZM126 257V256H125ZM170 257V256H169ZM172 257V256H171ZM179 257V256H178ZM182 257H184V256H182ZM195 257V256H194ZM122 258V257H121ZM132 258V257H131ZM159 258V257H158ZM166 258H167V256H166ZM175 258V257H174ZM238 258V257H237ZM241 258V257H240ZM82 259V258H81ZM134 259V258H133ZM199 259V258H198ZM215 259V258H214ZM256 259V258H255ZM261 259V258H260ZM135 260V259H134ZM175 260V259H174ZM184 260V259H183ZM194 260V259H193ZM200 260V259H199ZM244 260V259H243ZM263 260V259H262ZM81 261H83V259L81 260ZM89 261V260H88ZM91 261V260H90ZM100 261H102V260H100ZM122 261V260H121ZM172 261V260H171ZM187 261H188V259H187ZM190 261V260H189ZM196 261V260H195ZM201 261V260H200ZM252 261V260H251ZM95 262V261H94ZM180 262V261H179ZM184 262V261H183ZM186 262V261H185ZM83 263V262H82ZM100 263V262H99ZM123 263V262H122ZM182 263V262H181ZM255 263V262H254ZM3 264V263H2ZM101 264V263H100ZM165 264H167V263H165ZM250 264V263H249Z\"/></svg>", "mask_w": 264, "mask_h": 264}]
</instances>
